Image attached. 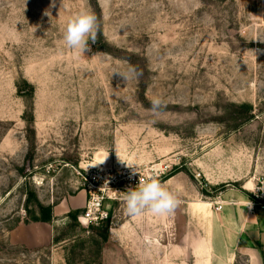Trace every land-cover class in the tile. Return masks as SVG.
Listing matches in <instances>:
<instances>
[{
  "label": "rangeland",
  "instance_id": "obj_1",
  "mask_svg": "<svg viewBox=\"0 0 264 264\" xmlns=\"http://www.w3.org/2000/svg\"><path fill=\"white\" fill-rule=\"evenodd\" d=\"M82 10L84 53L62 39ZM97 170L132 188L178 172L205 201L264 188V0H0V264H161L185 219L129 216L123 193L87 230L75 199Z\"/></svg>",
  "mask_w": 264,
  "mask_h": 264
},
{
  "label": "crops",
  "instance_id": "obj_2",
  "mask_svg": "<svg viewBox=\"0 0 264 264\" xmlns=\"http://www.w3.org/2000/svg\"><path fill=\"white\" fill-rule=\"evenodd\" d=\"M163 184L181 199L174 216L175 221L183 217L185 225L174 226L175 241L160 242L161 264H264V208L255 203L248 191L228 186L218 196L205 201L200 199L197 184L182 174ZM86 195L85 191L78 192L75 204L80 201L85 206ZM218 202L223 205L221 211L215 210ZM117 258L104 255L103 264H114ZM145 259L148 256L141 260Z\"/></svg>",
  "mask_w": 264,
  "mask_h": 264
},
{
  "label": "clouds",
  "instance_id": "obj_3",
  "mask_svg": "<svg viewBox=\"0 0 264 264\" xmlns=\"http://www.w3.org/2000/svg\"><path fill=\"white\" fill-rule=\"evenodd\" d=\"M97 17L87 10H82L72 15L66 22L62 39L64 45L73 51L86 52L90 50V43L96 42L98 31ZM130 72H135L130 69ZM120 74L127 81V72H114ZM151 107L148 111L152 115H158L166 107L164 99L154 96L150 100ZM117 151V150H116ZM119 157V156H118ZM125 162L129 167L134 165ZM134 172H138L136 168ZM182 203L178 194L163 184L155 176L140 180L135 188L129 187L123 196L124 211L129 216H140L145 212L153 215H171ZM146 244H151L149 238L145 239Z\"/></svg>",
  "mask_w": 264,
  "mask_h": 264
},
{
  "label": "built area",
  "instance_id": "obj_4",
  "mask_svg": "<svg viewBox=\"0 0 264 264\" xmlns=\"http://www.w3.org/2000/svg\"><path fill=\"white\" fill-rule=\"evenodd\" d=\"M127 180L129 179L125 176L116 174L111 170H97L84 179L82 186L87 194V204L80 218L84 220L87 230L92 227H98L108 221L109 213L104 207L109 201L119 200V197L128 187L136 182L135 178L130 179V183H127ZM252 193L255 203L264 208V188L258 191L257 194L254 191ZM222 208V204L219 202L215 203L216 211H221Z\"/></svg>",
  "mask_w": 264,
  "mask_h": 264
},
{
  "label": "trees",
  "instance_id": "obj_5",
  "mask_svg": "<svg viewBox=\"0 0 264 264\" xmlns=\"http://www.w3.org/2000/svg\"><path fill=\"white\" fill-rule=\"evenodd\" d=\"M177 173H178V172L170 173L168 176H166V177L164 178V180L166 181L167 179H169V178L175 176ZM40 212H41L42 216L45 217L44 220H45L46 222H48V221L51 220L52 210H51L50 208H43V207H41V208H40ZM78 216H79V212H78V211H73V212L70 213V218H71L72 220H74V221H79V217H78ZM79 224H80L81 226H83L80 222H79ZM84 227H85V226H84ZM106 241H107V240H106Z\"/></svg>",
  "mask_w": 264,
  "mask_h": 264
},
{
  "label": "bare ground",
  "instance_id": "obj_6",
  "mask_svg": "<svg viewBox=\"0 0 264 264\" xmlns=\"http://www.w3.org/2000/svg\"><path fill=\"white\" fill-rule=\"evenodd\" d=\"M253 189H254V184H250V185H248V187H247V190H249V192H253Z\"/></svg>",
  "mask_w": 264,
  "mask_h": 264
}]
</instances>
